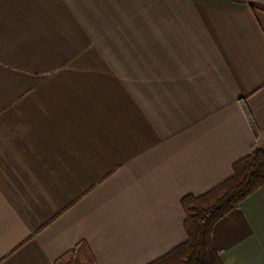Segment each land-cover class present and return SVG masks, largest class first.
<instances>
[{
	"label": "crops",
	"instance_id": "0c3cea01",
	"mask_svg": "<svg viewBox=\"0 0 264 264\" xmlns=\"http://www.w3.org/2000/svg\"><path fill=\"white\" fill-rule=\"evenodd\" d=\"M256 147L264 0H0V264H152ZM210 241L264 264V187Z\"/></svg>",
	"mask_w": 264,
	"mask_h": 264
},
{
	"label": "trees",
	"instance_id": "16d2710c",
	"mask_svg": "<svg viewBox=\"0 0 264 264\" xmlns=\"http://www.w3.org/2000/svg\"><path fill=\"white\" fill-rule=\"evenodd\" d=\"M248 123H254L244 108ZM264 187V148L251 153L232 166V175L220 185L199 197L186 196L180 206L185 215L186 241L152 264H222L211 246L213 226L241 202ZM55 264H95L88 249L80 244Z\"/></svg>",
	"mask_w": 264,
	"mask_h": 264
}]
</instances>
